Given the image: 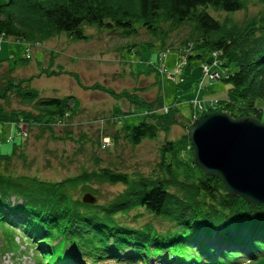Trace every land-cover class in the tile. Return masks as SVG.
I'll list each match as a JSON object with an SVG mask.
<instances>
[{
    "label": "trees",
    "instance_id": "1",
    "mask_svg": "<svg viewBox=\"0 0 264 264\" xmlns=\"http://www.w3.org/2000/svg\"><path fill=\"white\" fill-rule=\"evenodd\" d=\"M245 8L246 0H0V41L9 38L24 43L25 54L16 62L24 66L30 59L27 49L62 34L88 41L91 36L85 29L89 27L126 39L138 38L143 31L147 39L127 41L120 51L155 46L160 57L162 51L177 50L181 57L178 85L189 79L193 62H203L216 51V65L224 69L223 74L216 71L229 88L221 104L217 101L201 114L221 110L233 118L259 119L262 110L256 101L264 100V11L242 20L233 18ZM210 9L224 13V19ZM54 66L50 52L38 76L67 74L82 89L127 102V111L114 106L106 128L120 123V116L141 110L138 123L106 130L97 142L99 149L116 147L121 138L136 146L160 133L168 135L175 125L185 131L163 140L149 174L128 172L95 157L90 169L45 180L14 174V157L24 159L20 145H14L10 154L0 152V224L30 241L43 257L42 264L111 260L116 264H264V205L229 194L220 180L205 175L194 163L187 136L192 119L182 123L177 105H165L160 92L147 100L139 95V88L116 91L97 82L87 86L76 72ZM15 70L0 60V123L16 129L20 122L28 130L36 127L37 138L48 132L54 140L74 139L81 152L87 138L75 139L69 127L80 108L76 96L41 95L29 86L34 76L20 77ZM157 71L163 73L160 66ZM13 98L23 107H13ZM59 125L64 127L61 135L53 131ZM105 137L108 143L103 142ZM103 183L122 189L106 202L82 201L87 192L97 199L94 185ZM144 212L171 219L172 229L153 233L150 224L130 225L122 220L131 213L137 219Z\"/></svg>",
    "mask_w": 264,
    "mask_h": 264
},
{
    "label": "rangeland",
    "instance_id": "2",
    "mask_svg": "<svg viewBox=\"0 0 264 264\" xmlns=\"http://www.w3.org/2000/svg\"><path fill=\"white\" fill-rule=\"evenodd\" d=\"M259 10L264 11V0H246V8L234 14L233 18L242 20L253 16ZM209 11L215 17L224 19V13L211 9ZM85 32L91 36L88 41H77L62 34L42 44L37 43L38 47L28 51L30 59L24 66L16 63L25 54L24 43L9 38H3L0 41V60L3 66L6 64L10 67L15 66L14 74L20 77L34 76L29 86L39 90L41 95L63 97L72 94L76 96L80 108L76 116L72 118L69 127L75 139L80 136L87 138L82 151L79 152L77 150L79 144L74 139L54 140L48 132H43L37 138L35 135L39 132L36 127L28 130L26 125L20 122L17 123L16 129L13 124L0 123V152L10 154L13 146L17 144L24 153V159L14 157L12 170L16 175L24 174L45 180H60L79 173L81 168H92L95 157L102 163L112 162L128 172L149 174L158 161L159 146L163 140L166 137L177 138L185 131L183 126L175 125L168 135L160 133L156 139H145L136 146H132L121 138L116 147L111 145L106 150L99 149L97 142L106 130L109 133L122 123L130 126L138 123L141 120V110H137L134 114L120 116V123L106 128V125L108 126L106 120L111 117L114 106H121L124 111H127L129 107L127 102L121 99L115 100L102 92L82 89L67 74L38 76L41 69L48 64L50 52L54 54L53 69L74 71L87 86L97 82L116 91L124 88L129 90L139 88L141 89L139 95L147 100L153 99L160 92L165 105H177L182 123H187L189 119L193 121L195 117L201 115L202 110L213 107L217 101L218 104L224 101L229 84L220 78L213 81L202 75V64L213 59L210 54L205 56L203 62H193L189 79L182 85H178L180 78L178 63L181 57L177 50L162 51L160 57L159 48L155 46L142 45L137 52L128 50L126 47L120 51L121 46L127 41L135 43L138 39H147L143 31H140L138 38L127 39L118 35L109 36L104 29L95 30L89 27L85 29ZM180 34L181 32L178 35ZM150 62L155 65L150 66ZM159 66L163 73L157 71ZM211 68L223 74L224 69L219 65H212ZM136 71L142 74H133ZM11 105L15 108L23 107V104L14 98L11 100ZM256 106L262 110L259 119L264 122V100L258 99ZM63 129L64 127L59 125L55 126L53 131L61 135ZM106 139L105 137L103 141ZM94 186L98 189L99 202L112 199L122 189V186L118 184L103 183ZM132 216L133 213L125 220L122 218L123 222L130 225L150 224L153 233L164 232L173 224L171 219L146 212L137 219H132ZM42 263L43 257L30 241L21 237L18 231L0 224V264ZM103 264L116 263L111 260ZM156 264L161 263L156 262Z\"/></svg>",
    "mask_w": 264,
    "mask_h": 264
},
{
    "label": "water",
    "instance_id": "3",
    "mask_svg": "<svg viewBox=\"0 0 264 264\" xmlns=\"http://www.w3.org/2000/svg\"><path fill=\"white\" fill-rule=\"evenodd\" d=\"M194 163L220 180L227 192L264 205V122L253 116L233 118L215 110L187 126ZM82 201H97L90 193Z\"/></svg>",
    "mask_w": 264,
    "mask_h": 264
},
{
    "label": "built area",
    "instance_id": "4",
    "mask_svg": "<svg viewBox=\"0 0 264 264\" xmlns=\"http://www.w3.org/2000/svg\"><path fill=\"white\" fill-rule=\"evenodd\" d=\"M27 51H29V49H27ZM217 55L218 53L212 52L211 56L214 58L213 62L211 63L212 65H216L219 63V60H217ZM211 64L210 63H203L202 67H203V76L209 77L210 80H217L220 78V74L215 70L212 71L211 70ZM22 126V125H21ZM25 135V133H23ZM106 141H103L104 143H108V137H106ZM105 139V138H104Z\"/></svg>",
    "mask_w": 264,
    "mask_h": 264
}]
</instances>
